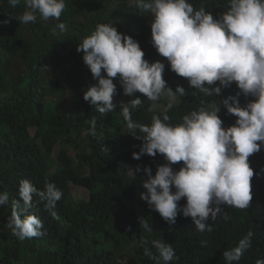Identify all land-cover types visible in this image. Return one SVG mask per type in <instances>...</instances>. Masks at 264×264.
<instances>
[{
  "label": "trees",
  "instance_id": "16d2710c",
  "mask_svg": "<svg viewBox=\"0 0 264 264\" xmlns=\"http://www.w3.org/2000/svg\"><path fill=\"white\" fill-rule=\"evenodd\" d=\"M189 2L196 10L203 7L215 19L229 8V0ZM127 3L116 7L111 0H66L59 20L45 21L38 15L36 22L24 24L17 19L25 11L24 0L16 7L0 0V193L8 195L6 204L0 206V264H156L144 254L145 249L158 254L155 241L174 249L176 257L170 264H226L223 252L235 247L249 231L253 232L251 247L233 264H256L264 259V145L249 157L254 171L249 207L222 206L217 218L208 221L211 232L199 231L182 213L175 224H169L141 199V194H146L143 183L147 176L143 171L132 175L130 170L134 173L138 165L150 166L154 176L157 167L167 161L161 154L133 159L143 141L130 134L119 104L139 97L142 104L131 113L134 122L151 125L153 116L162 119L167 114L169 123L176 125L185 115L215 102L220 104L218 115L227 129L237 117L221 102L240 90L233 82L222 88L219 96H207L190 87L153 46V15L138 7V0L130 8ZM123 14L130 15L129 23L134 27H124V33L118 20ZM61 22L66 31L57 27ZM107 23L137 41L150 64L164 63L162 75L168 88L173 92L178 86L185 89V95L177 94L178 102L171 101V109L165 95L155 102L138 92L125 96L119 77L113 80L117 87L113 111L101 114L83 99L84 92L98 81L77 47L98 24ZM204 86L211 89L220 85L217 81ZM238 99L244 107L256 98L240 93ZM155 106L166 107V112L157 111ZM93 118L96 130L90 135ZM136 135L143 134L137 131ZM66 142L67 147L59 149L52 160L55 146ZM182 166L183 162L172 165L175 171ZM25 179L39 191L48 183L55 184L63 196L56 204L58 219L39 196H33L28 214L39 217L46 234L20 240L8 223L14 204L19 202L23 207L18 189ZM70 183L86 189L88 200L74 199ZM185 205L186 198H182L178 206ZM140 221L147 222L151 231Z\"/></svg>",
  "mask_w": 264,
  "mask_h": 264
},
{
  "label": "clouds",
  "instance_id": "9594fccd",
  "mask_svg": "<svg viewBox=\"0 0 264 264\" xmlns=\"http://www.w3.org/2000/svg\"><path fill=\"white\" fill-rule=\"evenodd\" d=\"M8 2L16 7L21 0ZM24 4L25 11L17 18L24 24L36 22L38 15L45 21L59 20L67 6L66 0H24ZM138 7L154 17L151 38L158 54L167 59L171 71L188 80L190 87L207 96H219L222 88L235 82L240 93L256 98L244 107L239 104L240 93L221 102L229 114L237 117L227 129L218 115L220 104L215 102L185 115L176 125L169 123L167 114L162 119L153 116L151 125L134 122L131 113L142 104L139 97L119 104L130 134L143 141L133 159L161 154L167 161L157 167L154 176L150 166L138 165L134 173L130 170L132 175L143 171L147 176L143 183L146 194H141V199L169 224H175L178 213H182L199 231L211 232L208 221L217 218L222 206L246 209L253 198L254 171L249 157L264 145V0H229L228 10L219 19L203 7L194 9L189 0H138ZM129 25L134 28L128 22ZM57 27L62 32L67 30L63 22ZM77 51L83 53L84 64L98 81L84 92L83 99L101 114L117 107L113 102L117 95L113 80L117 77L125 96L133 97L138 92L155 102L165 95L169 98L168 109L177 94L185 95L181 86L175 92L167 87L162 75L164 63L150 64L138 42L119 33L110 23L98 24ZM217 81L218 87L204 86ZM159 112H166V107ZM90 123L89 134L94 135L97 121L93 118ZM137 131L143 135L137 136ZM29 133L33 137L35 131L31 129ZM178 162L183 166L175 171L172 165ZM18 194L23 207L19 202L13 206L8 223L12 234L20 240L45 235L39 217L28 214L33 196H39L53 218L58 219L55 209L63 193L52 183L39 191L25 179L19 183ZM182 198H186V205L179 207ZM7 200V193H0V206ZM140 224L151 231L147 222ZM252 237L249 231L235 247L223 252L226 264L241 259L251 247ZM154 247L158 254L148 249L144 254L156 264H170L176 257L172 246L165 242L155 241ZM256 264H264V259H258Z\"/></svg>",
  "mask_w": 264,
  "mask_h": 264
},
{
  "label": "rangeland",
  "instance_id": "374dc122",
  "mask_svg": "<svg viewBox=\"0 0 264 264\" xmlns=\"http://www.w3.org/2000/svg\"><path fill=\"white\" fill-rule=\"evenodd\" d=\"M136 2L137 0H129V1H123V0H111V4H113L114 6L116 7H120L122 4L124 5L125 2H128L126 4V7L127 8H130L132 6V3L133 2ZM129 16L130 15H127V14H123L122 16H119V21L121 22L119 24L120 28L122 29L123 33L126 32L125 28L124 27H127V23L130 21L129 19ZM116 28H118L116 26ZM121 31V30H120ZM169 100V98H168ZM178 97H176L175 100H173L174 102H178ZM157 111H163L164 110V107L162 106H155L154 107ZM67 147V142L64 143V144H57L56 147L54 148V151L52 153V156H51V159L52 160H56V153L59 149L61 148H66ZM69 152L71 153V155H74V151L72 150V148H70ZM54 169V168H53ZM52 169V170H53ZM70 191H71V196L74 198V199H83V200H87L88 197H89V193L83 189V188H80V187H77L73 184L70 185Z\"/></svg>",
  "mask_w": 264,
  "mask_h": 264
}]
</instances>
